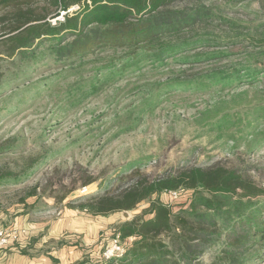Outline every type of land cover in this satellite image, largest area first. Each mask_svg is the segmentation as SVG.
<instances>
[{
  "label": "rangeland",
  "instance_id": "rangeland-1",
  "mask_svg": "<svg viewBox=\"0 0 264 264\" xmlns=\"http://www.w3.org/2000/svg\"><path fill=\"white\" fill-rule=\"evenodd\" d=\"M44 3L31 6L38 11ZM12 11L0 5V32L10 27ZM198 12L204 13L201 20L162 32L155 41L157 51L198 42L155 62L127 65L128 49L104 44L84 58L61 57L47 48L49 42L36 61L0 60V176H8L0 180L4 226L22 213L21 197L39 185L40 198L26 200L28 219L42 223L44 233L58 226L60 234H45L46 249L38 252L77 245L74 261L83 264L103 255L116 225L149 202H140L128 217L91 215L67 204L110 187L125 189L135 171L152 180L219 163L264 187V0H177L158 19ZM73 39L68 34L63 43ZM233 69L242 76L217 82ZM226 114L240 123L220 127ZM189 197L190 191L181 190L163 193L161 200L178 209ZM260 199L264 206V195ZM43 236L22 248L34 253Z\"/></svg>",
  "mask_w": 264,
  "mask_h": 264
},
{
  "label": "trees",
  "instance_id": "trees-1",
  "mask_svg": "<svg viewBox=\"0 0 264 264\" xmlns=\"http://www.w3.org/2000/svg\"><path fill=\"white\" fill-rule=\"evenodd\" d=\"M34 1L38 0H0L5 11L14 9L12 15L7 12L1 17L7 20L10 13L11 25L0 32V60L20 56L36 61L47 53V48L53 55L84 58L104 44L128 49L127 65L141 60L155 62L163 60L167 53L198 42L163 45L157 51L155 41L162 32L180 30L204 15L198 12L178 19H158L177 0H44L38 11L31 6ZM72 6L77 8L66 15L65 21L50 23L48 19L59 10ZM54 7L57 11L52 13ZM68 34L74 36L73 41L63 43ZM46 42L49 47L39 51ZM240 72L233 69L217 82L229 84L242 76ZM222 119L220 127L240 123L227 114ZM131 176L132 183L125 189L110 187L67 204L81 212L106 216L134 210L142 201L149 202L142 213L116 225L114 235H120L126 248L123 255L100 256L83 264H256L264 258V206L260 199L264 187L249 174L217 163L184 167L152 180L139 170ZM6 177L2 174L0 180ZM89 183L90 180L85 184ZM181 190L190 191V197L178 209L161 200L163 193ZM32 196L40 198L39 185L27 191L21 202L26 203ZM22 252L28 253L27 249ZM206 255L207 263L202 260Z\"/></svg>",
  "mask_w": 264,
  "mask_h": 264
},
{
  "label": "crops",
  "instance_id": "crops-1",
  "mask_svg": "<svg viewBox=\"0 0 264 264\" xmlns=\"http://www.w3.org/2000/svg\"><path fill=\"white\" fill-rule=\"evenodd\" d=\"M22 206L24 207H18L22 210V213L19 215L21 218L16 217L15 220L11 221L12 223L7 226L3 225L5 210L0 211V228H12L19 233L17 239L11 240L7 245L0 246V264H78V260L74 261V258H76L75 256L78 254V250H75V248H78L77 245L73 246L71 250H69L70 248H66V246H62L57 249L54 248L53 250H47L46 253L38 252L42 248L46 249L45 244L48 242V239L44 238L45 234L49 233V238H51L54 237V235L60 234V229H58V226H53L54 229L52 228L51 231L44 233L45 227L42 226V223L28 219L27 210L29 209L30 204L26 202L23 203ZM83 220L84 219L82 218L74 223L76 225H82ZM39 234L44 236L38 245L37 243L35 244V248L31 251L34 253H23L22 247H27L28 244L30 245L31 238L36 235L39 236Z\"/></svg>",
  "mask_w": 264,
  "mask_h": 264
},
{
  "label": "built area",
  "instance_id": "built-area-1",
  "mask_svg": "<svg viewBox=\"0 0 264 264\" xmlns=\"http://www.w3.org/2000/svg\"><path fill=\"white\" fill-rule=\"evenodd\" d=\"M77 6H72L67 10H59L55 16L50 17L48 20L52 25H58L59 23L65 21L66 15L73 10H75ZM176 193V191L174 192ZM19 233L15 229H11L8 227L0 228V246H4L10 243L11 240L17 239ZM126 248L120 241V235L116 233L112 239V243L110 246H107L106 250L103 252V257L110 258L114 256H121L125 253ZM88 264H95L94 262H89Z\"/></svg>",
  "mask_w": 264,
  "mask_h": 264
},
{
  "label": "water",
  "instance_id": "water-1",
  "mask_svg": "<svg viewBox=\"0 0 264 264\" xmlns=\"http://www.w3.org/2000/svg\"><path fill=\"white\" fill-rule=\"evenodd\" d=\"M124 215H125L126 217H128V216H129V212H128V211H124Z\"/></svg>",
  "mask_w": 264,
  "mask_h": 264
}]
</instances>
